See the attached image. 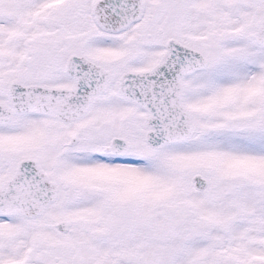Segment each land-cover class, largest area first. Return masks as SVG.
Masks as SVG:
<instances>
[{"label": "snow or ice", "instance_id": "1", "mask_svg": "<svg viewBox=\"0 0 264 264\" xmlns=\"http://www.w3.org/2000/svg\"><path fill=\"white\" fill-rule=\"evenodd\" d=\"M0 264H264V0H0Z\"/></svg>", "mask_w": 264, "mask_h": 264}]
</instances>
